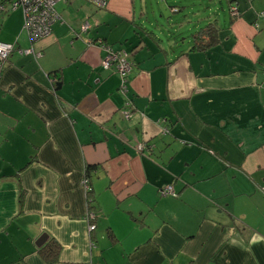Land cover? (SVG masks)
I'll return each instance as SVG.
<instances>
[{
    "label": "crops",
    "instance_id": "obj_1",
    "mask_svg": "<svg viewBox=\"0 0 264 264\" xmlns=\"http://www.w3.org/2000/svg\"><path fill=\"white\" fill-rule=\"evenodd\" d=\"M207 6L198 23L195 0H62L32 45L41 58L12 53L0 77V264H49L52 241V264H264V0ZM22 22L20 8L0 14V43L30 48ZM207 22L217 45L190 51ZM88 39L130 55L126 96ZM168 185L175 197L160 195Z\"/></svg>",
    "mask_w": 264,
    "mask_h": 264
},
{
    "label": "built area",
    "instance_id": "obj_2",
    "mask_svg": "<svg viewBox=\"0 0 264 264\" xmlns=\"http://www.w3.org/2000/svg\"><path fill=\"white\" fill-rule=\"evenodd\" d=\"M62 0H15L9 5L11 11L20 8L22 11L23 29L27 33L30 40L35 41L37 39L48 36L51 33L52 25L58 21L59 16L55 10V5ZM96 9H105L107 7L108 0H82ZM5 11L4 7L0 5V12ZM236 12V10L234 9ZM89 29V25L84 23L79 29V33L85 34ZM88 45L99 46L101 50L105 52V56L102 61V67L105 70L113 69L121 80V92L126 91L125 82L127 81V75L131 70L129 61L126 58V54L119 51H114L110 46L104 44L101 40L92 41L87 40ZM12 51L10 44L0 43V60H5L9 53ZM31 51H26V53ZM129 105V104H127ZM123 117L129 118V111L123 110ZM138 151H142V145L137 147ZM83 188L85 194L89 190L87 180H83ZM161 196L175 197V192L171 185L165 186L160 189ZM96 218L95 213L87 212L86 220L94 221ZM89 223V222H88ZM95 229L94 224L88 225V231L91 232Z\"/></svg>",
    "mask_w": 264,
    "mask_h": 264
},
{
    "label": "trees",
    "instance_id": "obj_3",
    "mask_svg": "<svg viewBox=\"0 0 264 264\" xmlns=\"http://www.w3.org/2000/svg\"><path fill=\"white\" fill-rule=\"evenodd\" d=\"M15 0H0V5L2 6V7H4V9H5V11H3V12H0V14H8V13H10V12H12L10 9H9V5L12 3V2H14ZM207 1V0H206ZM95 8V7H94ZM208 8V7H207ZM18 9V8H17ZM234 9L236 10V12L234 11ZM16 10V9H15ZM56 10V9H55ZM14 11V10H13ZM22 12V11H21ZM171 12L172 13H176V12H178V8L177 7H172L171 8ZM229 15H230V17L232 18V19H236L238 16H239V13H238V10H237V7L235 6V5H230L229 6ZM204 18H206V17H204ZM204 18H202V19H204ZM195 22H201V20H199V18H196V20H195ZM219 26H218V24L215 22H207L206 24H204L203 26H201L198 30H196L193 34H191L190 35V38H192V45H191V47H190V51H195V52H203V51H205V50H207V49H209V48H211V47H213V46H215V45H217V43H218V37H219V35H218V32H219ZM22 30H23V32L25 33V35H26V37H27V39H28V41H29V43H30V48H27V49H20V48H17L16 47V45L15 44H10V43H7V44H10L11 46H12V51L9 53V55L6 57V59L5 60H0V77H1V75H2V73H3V71H4V69L6 68V66H7V63H8V59H9V57L12 55V53H14V52H16L19 56H22V57H27V56H30V57H32L35 61L36 60H38V59H40L41 58V56H42V53H39V52H35L34 50H33V48H32V45L34 44V43H36V42H38V41H40V40H42V39H44V38H46V37H48V36H46V37H43V38H40V39H37V40H35V41H32V40H30L29 39V37H28V35H27V33L25 32V30L23 29V25H22ZM97 40H101V39H95V40H92V41H97ZM104 44H106V45H108V46H110L109 44H107L105 41H103V40H101ZM6 44V43H5ZM92 46H94V47H96V49H98V50H100L101 52H103L104 53V55H103V57L101 58V68H102V70H104V71H106V72H110L111 74H114V75H116V77H117V79H118V83H119V86H118V91H119V93L121 94V95H123V96H126L127 95V93H128V91H129V80H128V76H129V74H130V72H131V70H132V62H131V60H130V55L127 53V52H125V51H121V50H118L119 52H123V53H125L126 54V58H127V60L129 61V63H130V66H131V70H130V72H129V74L127 75V81L125 82V86H126V91L125 92H121V90H120V87H121V80H120V78H119V76L117 75V73H115V71L113 70V69H110V70H105V69H103V67H102V61H103V58H104V56H105V52L103 51V50H101L100 48H99V46L96 44V46L95 45H92ZM111 47V46H110ZM111 49H112V47H111ZM113 50V49H112ZM26 51H31V52H28V53H26ZM115 51V50H114ZM55 81L56 80H53V83H55ZM127 104H130V103H126V105H125V107L123 108V110H128L129 111V105H127ZM129 115H130V111H129ZM130 117V116H129ZM125 119V118H124ZM129 119V118H128ZM128 119H125V120H128ZM143 149H144V146H142V151H143ZM90 169V167H88L86 170V172H87V174H85V176H84V178L87 180V182H88V185H89V180H88V170ZM86 195H87V198H88V202L89 203H92V200H91V198L89 197V195H90V188H89V190H88V192L86 193ZM96 215V214H95ZM47 250V251H46ZM56 251V253H55V251ZM55 253H53V252ZM43 252H45V253H47L48 255L49 254H53L52 256H48L47 257V262L49 263V264H52L53 262H55L56 261V255H57V252H58V246H57V244L54 242V241H52V242H50L49 243V245H47V247H45V249H43Z\"/></svg>",
    "mask_w": 264,
    "mask_h": 264
},
{
    "label": "rangeland",
    "instance_id": "obj_4",
    "mask_svg": "<svg viewBox=\"0 0 264 264\" xmlns=\"http://www.w3.org/2000/svg\"><path fill=\"white\" fill-rule=\"evenodd\" d=\"M179 6V4H178ZM207 1L206 0H195V7H194V18H199L201 20L202 18L206 17L208 15V8H207ZM183 12H181L180 15H182ZM179 15V16H180ZM23 23V22H22ZM186 39H189V36L186 37Z\"/></svg>",
    "mask_w": 264,
    "mask_h": 264
}]
</instances>
